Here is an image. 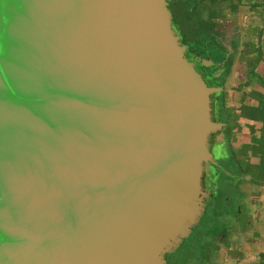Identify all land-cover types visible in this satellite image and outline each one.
I'll use <instances>...</instances> for the list:
<instances>
[{
	"label": "water",
	"instance_id": "1",
	"mask_svg": "<svg viewBox=\"0 0 264 264\" xmlns=\"http://www.w3.org/2000/svg\"><path fill=\"white\" fill-rule=\"evenodd\" d=\"M168 0H0V264H165L223 156L222 88Z\"/></svg>",
	"mask_w": 264,
	"mask_h": 264
},
{
	"label": "crops",
	"instance_id": "2",
	"mask_svg": "<svg viewBox=\"0 0 264 264\" xmlns=\"http://www.w3.org/2000/svg\"><path fill=\"white\" fill-rule=\"evenodd\" d=\"M175 4L192 46L223 74L224 159L207 208L170 264H264V0Z\"/></svg>",
	"mask_w": 264,
	"mask_h": 264
},
{
	"label": "flooded vegetation",
	"instance_id": "3",
	"mask_svg": "<svg viewBox=\"0 0 264 264\" xmlns=\"http://www.w3.org/2000/svg\"><path fill=\"white\" fill-rule=\"evenodd\" d=\"M168 8L171 11L173 25H174L175 29L177 30V32L179 33V36L181 38V42L183 43V45L186 46V56L189 57V58H194V59L195 58L202 59V57H203L202 54L196 49V47L192 46V42H191V40L189 38L190 35H189V37H187V35L185 33L186 30L185 29L180 30V31L178 30V26H177V24L175 22V19L173 17V13H172V9L176 8L175 0H168ZM196 67H197V70L201 73V75L203 77H207L208 76L207 74L209 73V69L210 68H204V67H201L200 65H197ZM217 108H219L218 100H216V102H215V116H216V119H217V114L219 112L217 110ZM223 159H224L223 156L215 159V161L217 163V166L212 167L213 171H214V174L212 175V179H211L210 176H207V175H205L204 178H203L204 187L211 194H213V192H214V186L216 185V178L222 172ZM205 204H207V201H206ZM207 206L208 205H205L206 208H207ZM173 254L174 253L166 255V257H165L166 263L165 264H170L171 258L173 257Z\"/></svg>",
	"mask_w": 264,
	"mask_h": 264
},
{
	"label": "trees",
	"instance_id": "4",
	"mask_svg": "<svg viewBox=\"0 0 264 264\" xmlns=\"http://www.w3.org/2000/svg\"><path fill=\"white\" fill-rule=\"evenodd\" d=\"M172 13H173V17L175 19V22L178 26V30L179 31L183 30V29L187 30V24H186V20H185L186 17L184 16L183 10L181 8H179L178 6H176L175 9H172ZM207 75H208V77L211 78V81H210L211 86H215V87L221 86L223 74L218 72V70L210 68L209 73ZM219 95L216 97L217 99H218ZM217 110H218V108H217ZM217 120L220 121V111L217 114Z\"/></svg>",
	"mask_w": 264,
	"mask_h": 264
},
{
	"label": "rangeland",
	"instance_id": "5",
	"mask_svg": "<svg viewBox=\"0 0 264 264\" xmlns=\"http://www.w3.org/2000/svg\"><path fill=\"white\" fill-rule=\"evenodd\" d=\"M178 249H179L178 251L175 250L173 253L179 255L182 252V250H183V246H180V248H178Z\"/></svg>",
	"mask_w": 264,
	"mask_h": 264
}]
</instances>
